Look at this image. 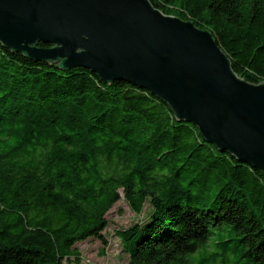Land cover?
I'll return each instance as SVG.
<instances>
[{
    "label": "trees",
    "instance_id": "trees-1",
    "mask_svg": "<svg viewBox=\"0 0 264 264\" xmlns=\"http://www.w3.org/2000/svg\"><path fill=\"white\" fill-rule=\"evenodd\" d=\"M150 1L210 30L238 75L264 80V0ZM121 192L138 215L150 206L116 231L128 264H264L260 169L148 90L0 44V264H82L75 244L107 243Z\"/></svg>",
    "mask_w": 264,
    "mask_h": 264
},
{
    "label": "water",
    "instance_id": "water-1",
    "mask_svg": "<svg viewBox=\"0 0 264 264\" xmlns=\"http://www.w3.org/2000/svg\"><path fill=\"white\" fill-rule=\"evenodd\" d=\"M0 44L148 90L177 121L264 174V80L238 75L212 32L192 20L150 0H0Z\"/></svg>",
    "mask_w": 264,
    "mask_h": 264
},
{
    "label": "rangeland",
    "instance_id": "rangeland-1",
    "mask_svg": "<svg viewBox=\"0 0 264 264\" xmlns=\"http://www.w3.org/2000/svg\"><path fill=\"white\" fill-rule=\"evenodd\" d=\"M149 208L148 203H145L141 214L134 213L121 192V198L106 213L108 224L102 234L107 243L101 242L98 238H88L75 244L81 255V263L128 264V255L122 250L116 231L144 221ZM199 254L197 250L193 255L198 257Z\"/></svg>",
    "mask_w": 264,
    "mask_h": 264
}]
</instances>
